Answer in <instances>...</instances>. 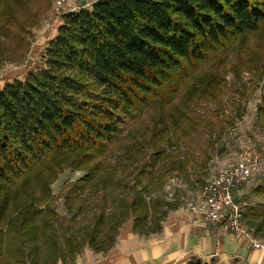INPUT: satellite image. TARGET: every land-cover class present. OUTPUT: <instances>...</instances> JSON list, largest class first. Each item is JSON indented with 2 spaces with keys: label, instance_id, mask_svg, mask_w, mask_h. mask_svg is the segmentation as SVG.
<instances>
[{
  "label": "trees",
  "instance_id": "1",
  "mask_svg": "<svg viewBox=\"0 0 264 264\" xmlns=\"http://www.w3.org/2000/svg\"><path fill=\"white\" fill-rule=\"evenodd\" d=\"M49 1L0 0V61L27 52L26 29ZM261 49L264 0H102L64 16L44 69L0 88V264H74L87 246L109 252L131 218L134 233L158 232L161 208H176L147 201L168 178L163 160L185 172L210 162L203 138L224 132L230 58L244 56L240 67L252 68L264 59L254 54ZM197 101L218 109L209 117L194 109ZM145 111L157 136L182 132L176 149L167 154L166 145L151 141L150 160L140 164L138 150L131 167L110 166L109 149ZM182 145L188 159H179ZM65 169L86 172L63 192L70 218L57 215L51 190ZM253 191L263 202L245 215L263 231L264 184Z\"/></svg>",
  "mask_w": 264,
  "mask_h": 264
},
{
  "label": "rangeland",
  "instance_id": "2",
  "mask_svg": "<svg viewBox=\"0 0 264 264\" xmlns=\"http://www.w3.org/2000/svg\"><path fill=\"white\" fill-rule=\"evenodd\" d=\"M57 1L50 0L49 4H46V9L38 16L36 23L27 27V36L24 44L27 45V52L22 57H16L15 59L6 58L0 61V71L7 75V84L16 79L23 80L26 75L44 69L46 48L50 41L54 39L60 24L58 23L60 19L52 16V11ZM14 35V37H11L12 40H10L9 46L15 44V37H17L15 30ZM2 40H5L4 37H2ZM254 54L259 55L258 58L264 57V49L256 50ZM244 58L242 56V59ZM230 61L232 65L225 71V82L221 96L222 113H220V119L225 123L224 132L221 139L214 136L215 132L212 136L206 135L203 138L205 140L203 142L204 148L211 150L210 162L199 170L190 165L185 172L181 170L183 169L181 166L171 164L170 160L166 158L163 163L165 166L167 165L169 173L163 188L152 190L153 192L150 190V193H147V201L149 202L151 200H159L176 207L171 209L169 206L164 205L161 208L160 212L165 214L164 219L161 221V229L162 223L166 221L170 211L176 209L189 210L188 204L191 201L200 199L203 187L209 179L224 167L234 164L246 156H257L259 164L253 178L250 180L252 188L249 192L252 191L251 196L245 198L250 201L251 208L263 202L262 198L254 193L253 187L264 184V112L262 111L264 109V59L257 62L252 68L245 69L240 67V60L230 58ZM194 109L211 117L215 109L218 108L213 102L197 101L194 104ZM158 129L160 128L153 124L149 114L146 111L143 112L138 119H135L126 127L121 139L109 149L107 156L109 165L126 164V166L131 167L133 161L128 158L132 154H138V150H141L140 153L145 156V158H141L140 164H143L146 160L153 158V153L156 151L151 146V141L155 144L166 145L168 147L167 154H171L177 147L176 137L182 132L177 134L174 130H170L168 133H163V136H157L156 132ZM153 135H156V140ZM215 135L219 136L217 133ZM197 136V133H194L190 139L193 140V137L196 138ZM148 141H150V145ZM170 143L175 144V146L169 147ZM210 143H213V149L212 146L209 148ZM179 151L180 160L189 158V149L185 145H182ZM195 157L197 158L196 162H199L201 158L199 151L195 153ZM85 174L86 172L82 170L65 169L52 184L51 190L53 195H55L54 210L59 217L70 218L73 216L74 212H69L66 196L63 192L69 185L82 178ZM148 181L149 178H146L145 183L147 185ZM247 186L248 184L237 188L236 194L248 192L249 188ZM86 195L87 193L83 197ZM91 198V201L98 200L97 196H92ZM78 216L80 219L81 214ZM133 219L131 218L129 221L133 222ZM86 249L92 250L89 246L84 251ZM84 251L77 255V258L83 255Z\"/></svg>",
  "mask_w": 264,
  "mask_h": 264
},
{
  "label": "crops",
  "instance_id": "3",
  "mask_svg": "<svg viewBox=\"0 0 264 264\" xmlns=\"http://www.w3.org/2000/svg\"><path fill=\"white\" fill-rule=\"evenodd\" d=\"M247 184L248 192L239 197L251 196V182ZM194 258L209 264H262L264 255L225 226L209 225L189 210L176 209L169 212L160 231L148 235L134 233L129 221L112 250L96 253L86 249L75 264H188Z\"/></svg>",
  "mask_w": 264,
  "mask_h": 264
},
{
  "label": "built area",
  "instance_id": "4",
  "mask_svg": "<svg viewBox=\"0 0 264 264\" xmlns=\"http://www.w3.org/2000/svg\"><path fill=\"white\" fill-rule=\"evenodd\" d=\"M99 1L102 0H58L52 11V16L60 19L57 32L64 16L90 9ZM6 80L7 75L0 71V88L7 84ZM258 164V157L250 155L224 167L206 182L200 199L191 201L188 208L197 219L212 226H225L230 233L239 236L249 247L264 255V231L247 223L245 214L251 207L250 201L236 194L237 188L243 187L253 178Z\"/></svg>",
  "mask_w": 264,
  "mask_h": 264
}]
</instances>
